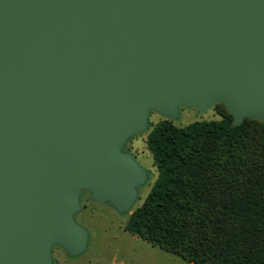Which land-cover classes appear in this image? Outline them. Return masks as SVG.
Returning a JSON list of instances; mask_svg holds the SVG:
<instances>
[{"label": "water", "instance_id": "1", "mask_svg": "<svg viewBox=\"0 0 264 264\" xmlns=\"http://www.w3.org/2000/svg\"><path fill=\"white\" fill-rule=\"evenodd\" d=\"M264 124V0H0V264L87 247L82 192L131 210L150 113Z\"/></svg>", "mask_w": 264, "mask_h": 264}, {"label": "trees", "instance_id": "2", "mask_svg": "<svg viewBox=\"0 0 264 264\" xmlns=\"http://www.w3.org/2000/svg\"><path fill=\"white\" fill-rule=\"evenodd\" d=\"M215 107L218 120L148 124L156 178L125 230L191 264H264V124Z\"/></svg>", "mask_w": 264, "mask_h": 264}, {"label": "rangeland", "instance_id": "3", "mask_svg": "<svg viewBox=\"0 0 264 264\" xmlns=\"http://www.w3.org/2000/svg\"><path fill=\"white\" fill-rule=\"evenodd\" d=\"M161 119L152 112L148 124L154 125ZM218 119L220 116L215 106L203 113L193 108H179L178 116L172 123L182 127L196 121ZM147 132L130 137L123 147L149 173L147 182L138 189V198L131 210L118 213L110 204L91 201L89 193L82 192L79 198L80 211L73 219L87 231V247L80 255L70 257L60 246H53L52 264H189L125 230L130 212L142 203L156 178L152 158L145 143Z\"/></svg>", "mask_w": 264, "mask_h": 264}, {"label": "crops", "instance_id": "4", "mask_svg": "<svg viewBox=\"0 0 264 264\" xmlns=\"http://www.w3.org/2000/svg\"><path fill=\"white\" fill-rule=\"evenodd\" d=\"M189 264H191V263H189Z\"/></svg>", "mask_w": 264, "mask_h": 264}]
</instances>
